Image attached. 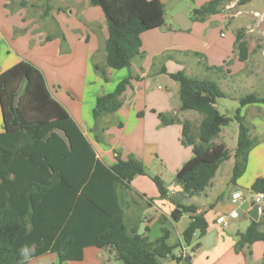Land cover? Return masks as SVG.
<instances>
[{
  "label": "crops",
  "instance_id": "crops-1",
  "mask_svg": "<svg viewBox=\"0 0 264 264\" xmlns=\"http://www.w3.org/2000/svg\"><path fill=\"white\" fill-rule=\"evenodd\" d=\"M159 1L164 7L170 0ZM189 1L194 6L186 10L178 9L177 4L164 10V27L140 35L141 56L134 58L128 69L112 70L105 66L103 44L107 29L104 16L98 7L90 6L88 0H0V53L6 56L5 68L0 73L20 61L33 64L42 72L52 97L67 110L89 141L97 159L111 166L117 153L121 159L133 156L144 164L150 175L160 177L168 192L166 199L159 198L155 185L147 176L135 177L130 182L129 192L119 185L116 194L128 235L155 241L162 234L160 218L166 219L164 227L169 232L166 244L177 247L173 250L174 256L185 248L181 246L182 233L189 223L188 215L178 221L171 218L174 196L181 191L174 178L192 156L191 147L182 144L180 121H189L194 132L201 116L194 111H179V84L170 79L169 74L183 71L188 77L204 76L199 79L211 75L212 81L225 93V99L236 105L238 99L247 94L264 95V0L244 3L228 0L219 13L202 22H193L191 13L211 0ZM176 14H184L192 21L187 30H181L174 23ZM238 31H242L247 41L249 55L245 62L237 58ZM97 55L108 74V82L94 72L92 61H96ZM194 72L196 74L192 75ZM129 75L136 79L124 92L121 108L100 121V127L106 130L103 141L97 142L91 131L95 99L111 92ZM260 90L263 93H259ZM212 105L217 110L215 100ZM158 114L177 121L162 125ZM240 115L251 126L250 137L258 140L248 155L244 173L235 184L230 183L233 160L229 157L233 154L238 132L237 123L232 121L221 128L214 140L215 144H225L229 151L223 160L228 162L224 177L217 178L222 161L205 193L182 201L203 213L207 234L216 232L213 244L207 249L202 245L204 237L194 236L191 245L186 247L192 264H264L263 241L245 246L239 252L234 250L236 233L243 232L253 221L249 211L254 205L255 194L250 187L255 179L264 178V105H246L241 108ZM2 131L3 126L0 133ZM234 191L243 196L237 203L230 200ZM261 205L258 221L264 201ZM232 211L236 219L227 218ZM220 217L227 218L226 227L216 223ZM198 244L200 246L192 251ZM55 262L53 254H46L28 264ZM65 264L115 263L109 250L88 246L83 249L80 261ZM161 264L182 263L167 258Z\"/></svg>",
  "mask_w": 264,
  "mask_h": 264
},
{
  "label": "trees",
  "instance_id": "trees-1",
  "mask_svg": "<svg viewBox=\"0 0 264 264\" xmlns=\"http://www.w3.org/2000/svg\"><path fill=\"white\" fill-rule=\"evenodd\" d=\"M227 1L211 0L194 9L192 21L202 22L219 13ZM88 3L98 7L104 16L105 66L112 70L128 69L132 60L141 56L140 35L165 25L159 0H88ZM61 40L64 39L61 37ZM235 44L238 60L245 62L249 54L242 31L236 33ZM92 65L94 72L108 82L105 69L94 61ZM169 77L179 84V111L201 115L194 132L189 121H180L182 144L191 147L192 156L175 175L174 181L181 191L174 196L171 218L178 221L188 215L181 245L187 247L194 236L201 238L207 234L208 225L196 206L183 202L205 193L219 164L229 155L226 145L215 144L214 140L222 127L232 121L237 123L229 180L235 184L246 169L251 149L258 143L250 137L251 126L244 121L240 110L246 105H264V95L240 97L231 118L220 114L212 105L215 98H226L216 82L188 77L183 71ZM133 79L136 78L129 75L111 92L96 97L91 131L97 142L103 141L106 130L100 127V121L121 108L122 96ZM0 115L3 126L0 133V264H19V249L23 245L34 249L30 260L53 254L56 262L52 264L80 261L83 249L88 246L109 250L121 264H161L167 258L192 264L189 255L174 256L173 250L177 247L166 244L169 232L164 227V217L160 218L162 234L155 241L126 233L117 187L122 185L129 192L135 177L147 176L159 198L166 199L168 192L163 181L150 175L144 164L133 156L121 159L117 153L111 166L97 159L89 141L67 110L52 97L42 72L33 64L20 61L0 73ZM158 118L162 125L177 121L162 114ZM250 191L264 197V178L255 179ZM236 237V252L254 242H264V210L259 221H252ZM199 246L195 245L192 251Z\"/></svg>",
  "mask_w": 264,
  "mask_h": 264
},
{
  "label": "rangeland",
  "instance_id": "rangeland-1",
  "mask_svg": "<svg viewBox=\"0 0 264 264\" xmlns=\"http://www.w3.org/2000/svg\"><path fill=\"white\" fill-rule=\"evenodd\" d=\"M33 1V0H32ZM256 3H258V2H256ZM177 6H178V9H181V10H186V9H188L189 7H192V6H194V4H193V2L192 1H189V0H183V1H181L180 3H178L177 4ZM199 8V7H198ZM32 11H35V12H37V10H36V8H32L31 9ZM99 10V9H98ZM169 14H171V13H169ZM95 57H97V59H96V61H95V59H94V62H96V63H98V65L101 67V68H103V69H105V67L104 66H101L100 64L102 63L101 62V58H100V55H97V56H95ZM6 59V56L4 55V54H2V53H0V71L2 70V69H4L5 68V62H4V60ZM196 73L194 72V73H192V75H195ZM99 76V75H98ZM193 77H195V78H202V77H204V76H202L201 74H196L195 76H193ZM207 79H211V80H213V77L211 76V75H208V76H205ZM109 81V80H108ZM264 91V90H263ZM263 91H259V93H263ZM215 101H216V106H217V110L221 113V114H224V115H226V116H228V117H233L234 116V113H235V110L238 108V104L236 105L235 103H232V101L231 100H229V99H225V98H215L214 99ZM226 108V110H224L223 108ZM237 107V108H236ZM196 113V112H195ZM196 114H198V113H196ZM201 116V115H200ZM234 122V121H233ZM109 123H110V121H109ZM0 129L2 130V126H1V115H0ZM232 153H233V151H232ZM231 160H233V154H232V156L230 155V157H229ZM228 158V159H229ZM228 159H227V161H228ZM228 162H226V161H223V163L221 164V166H220V169H219V172H218V179L219 178H223L224 177V175H225V170H226V168H228ZM112 260H113V262L115 263V264H121V262H119V261H117L116 259H114L113 257H112Z\"/></svg>",
  "mask_w": 264,
  "mask_h": 264
},
{
  "label": "water",
  "instance_id": "water-1",
  "mask_svg": "<svg viewBox=\"0 0 264 264\" xmlns=\"http://www.w3.org/2000/svg\"><path fill=\"white\" fill-rule=\"evenodd\" d=\"M183 0H170L168 4H166L163 9H171L173 8L174 5L180 3ZM174 23L179 26L181 30H187L189 26L191 25L192 21L184 14H176L174 18ZM263 206L261 204L254 203L252 208L249 211V217L254 221H258L259 217V212L262 210ZM215 231H211L208 234H206L203 238L202 245L204 248H209L213 244L214 236H215Z\"/></svg>",
  "mask_w": 264,
  "mask_h": 264
},
{
  "label": "built area",
  "instance_id": "built-area-1",
  "mask_svg": "<svg viewBox=\"0 0 264 264\" xmlns=\"http://www.w3.org/2000/svg\"><path fill=\"white\" fill-rule=\"evenodd\" d=\"M242 198H243L242 193L239 192V191H234L230 195V200H231L232 203H237V202L241 201ZM263 201H264L263 194H255L254 203L261 204ZM227 218H229V219H236V213H235V211H232ZM227 218L220 217V218L217 219L216 223L218 225H220L221 227H226L227 226ZM180 255L181 256H187V255H189L187 253V248L186 247L182 249Z\"/></svg>",
  "mask_w": 264,
  "mask_h": 264
},
{
  "label": "clouds",
  "instance_id": "clouds-1",
  "mask_svg": "<svg viewBox=\"0 0 264 264\" xmlns=\"http://www.w3.org/2000/svg\"><path fill=\"white\" fill-rule=\"evenodd\" d=\"M34 249L29 245H23L19 249V264H28L30 261Z\"/></svg>",
  "mask_w": 264,
  "mask_h": 264
}]
</instances>
